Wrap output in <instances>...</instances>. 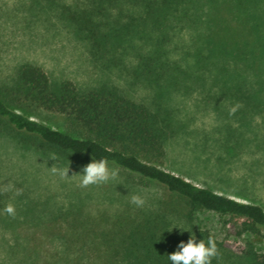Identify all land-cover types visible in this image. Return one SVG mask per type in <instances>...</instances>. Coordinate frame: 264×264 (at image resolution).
Here are the masks:
<instances>
[{
    "label": "rangeland",
    "instance_id": "374dc122",
    "mask_svg": "<svg viewBox=\"0 0 264 264\" xmlns=\"http://www.w3.org/2000/svg\"><path fill=\"white\" fill-rule=\"evenodd\" d=\"M233 5L231 0L214 5L203 1L195 11L199 20L191 23L187 15L176 14L170 27L140 23L138 7L131 6L120 15L121 23L130 24L109 38L106 25L116 15L115 7L105 22L93 17L98 25L90 35L80 28L88 0H0V84H10L17 67L32 62L53 83L69 79L80 90L114 88L144 103L166 125L163 168L264 208V76L235 68L230 53L234 41L253 39L254 33L245 13ZM255 29L258 42L264 38V21ZM207 34L208 42L203 38ZM261 52L264 63V49ZM233 108L235 113L229 115ZM31 117L53 128L72 129L56 113L37 110ZM24 139L21 143L9 130H0V264H36L31 247L28 251L25 245L31 236L39 239L38 264H75L80 242L64 247L56 233L91 234L104 224L100 217L110 221L123 212L149 215L159 200L168 201L162 186L122 168L117 181L80 188L79 174L92 159ZM53 152L59 157L55 163L68 165V175H76H54V161L49 160ZM9 185L11 190L5 192ZM134 194L144 197V207L130 202ZM8 204L15 206V218L5 212ZM173 205L184 209L181 201ZM192 224L194 231L207 230L232 252H238L245 239H253L228 234L221 218L204 210L194 213ZM259 237L253 240L254 248L264 253V233Z\"/></svg>",
    "mask_w": 264,
    "mask_h": 264
},
{
    "label": "trees",
    "instance_id": "16d2710c",
    "mask_svg": "<svg viewBox=\"0 0 264 264\" xmlns=\"http://www.w3.org/2000/svg\"><path fill=\"white\" fill-rule=\"evenodd\" d=\"M203 1L206 0H88L86 20L80 21V28L91 33V28L98 25L93 17L105 22L110 15L108 10L115 7L117 12L108 20L106 36L116 37L130 24L121 23L120 15L131 6L138 7L135 17L140 23L164 22L170 27L169 22L177 20L179 14L187 15L193 23L199 20L200 14L195 11ZM208 1L214 5L217 0ZM231 1L236 10L245 13L248 29L254 33L253 39L242 38L231 45L235 68L264 76V63L260 61L264 38L258 37L255 42L258 32L255 26L264 21V0ZM132 20L129 16V21ZM227 27L234 29L233 25ZM203 38L208 42L211 37L207 34ZM37 110L62 115L72 129L53 128L32 118L31 114ZM165 126L144 103L114 88L80 90L69 79L53 83L46 71L32 62L21 63L10 84H0V130H9L21 143L25 142L24 137L35 138L60 151L85 154L96 160L107 158L109 163L115 162L120 168L136 173L142 181L162 186L169 194L168 201L159 200L154 213L149 215L123 212L110 221L100 217L104 224L95 232L90 230L91 234L86 230L75 235L56 233L54 236L64 247L80 242L75 264H171L168 255L178 250L180 241L186 243L194 235L197 242L201 239L206 242L213 236L207 230H193L194 213L202 210L217 214L227 226L228 234L253 236L245 239L238 252L226 249L222 241L216 240L222 259L219 262L214 259L212 264H264V253L257 252L253 243L264 233V208L163 168ZM175 201H181L184 209L174 206ZM37 242L39 239L31 236L25 244L28 251L31 247L30 256L36 264L40 260Z\"/></svg>",
    "mask_w": 264,
    "mask_h": 264
},
{
    "label": "clouds",
    "instance_id": "9594fccd",
    "mask_svg": "<svg viewBox=\"0 0 264 264\" xmlns=\"http://www.w3.org/2000/svg\"><path fill=\"white\" fill-rule=\"evenodd\" d=\"M236 108L230 110L229 115H233ZM49 160L54 161L53 166L50 168L54 175H58L62 179H67L71 176L69 173V166L60 167L55 162L59 160L58 155L53 152L49 154ZM112 167L109 166L107 158H101L99 160L92 159L87 165L82 168V174L80 175V188H88L90 186L106 185L111 181H117L119 178L120 167L113 162ZM11 185L4 188V191H10ZM21 193V190H17V195ZM130 202L138 208H142L146 204V200L139 194L131 196ZM5 212L15 218L16 211L15 206L8 204L5 208ZM187 231V230H184ZM178 250L168 255V259L171 264H212L215 259L218 262L222 259V253L220 252L217 242L214 236H209L207 241L201 239L197 242L194 235H190L189 239L185 243L180 241L177 245Z\"/></svg>",
    "mask_w": 264,
    "mask_h": 264
}]
</instances>
